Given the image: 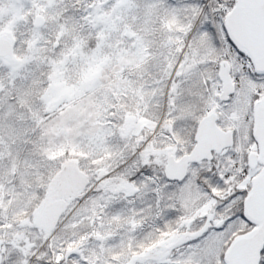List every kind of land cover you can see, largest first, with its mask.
<instances>
[{"label": "snow or ice", "instance_id": "1", "mask_svg": "<svg viewBox=\"0 0 264 264\" xmlns=\"http://www.w3.org/2000/svg\"><path fill=\"white\" fill-rule=\"evenodd\" d=\"M0 264H264V0H0Z\"/></svg>", "mask_w": 264, "mask_h": 264}]
</instances>
